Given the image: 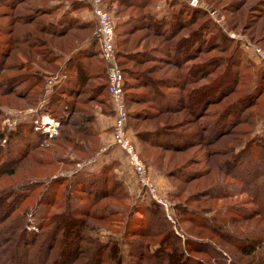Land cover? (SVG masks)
I'll return each mask as SVG.
<instances>
[{"label":"rangeland","instance_id":"374dc122","mask_svg":"<svg viewBox=\"0 0 264 264\" xmlns=\"http://www.w3.org/2000/svg\"><path fill=\"white\" fill-rule=\"evenodd\" d=\"M71 1L23 0L15 1L11 7L0 1V132L4 134L0 140L4 148L0 154V208L5 206L3 200L7 198L4 197L6 192L13 190V187L20 191L21 185L30 183L34 190L29 197L18 196L17 201L13 200L16 201L11 206L15 209L12 217L15 221L27 218L33 224L36 216H41L46 210L45 205L37 204L40 199L47 203L49 212L57 215H67L68 206L87 209H75L73 212L77 213L71 212L69 218L64 217L75 222H72L73 226L69 221V232H63V238L58 242L64 238L68 240L67 243L69 239H74L69 227L75 231L83 227L84 232L93 240H100L103 244H117L120 250L117 256L123 259L122 264H130L131 247L128 242H134L135 245L147 242L150 253L159 246L160 241L169 242L168 236L162 232V223L166 219L169 223L167 228L182 239L185 249L181 251L178 243H174L173 250L166 245L163 255L158 256L161 260L159 264H264V217L254 214L249 219L230 218L231 214L250 213L254 208L243 187L249 179V163L245 161V164L243 157H239L240 153H236L240 148H247L252 138L264 139V91L257 104L250 109L253 113L251 119L249 112H245L244 116H248L246 121L230 124L228 131L220 133L215 131L214 118L221 114L223 118V115L228 114L222 110H232L236 100H246L249 110V97L246 98L245 92L249 84L252 83V88L255 86L252 76L240 77L239 73L230 71L229 66H224L223 60L229 59L233 45L230 44L227 49L228 46L219 43L216 48L207 47L190 59H184L181 64L173 62L177 41L194 25L204 22L209 15L229 39L243 48L247 59L264 66V61L259 60L255 51L256 47L264 50V37H261L264 17L254 20L259 12L255 5L259 3L263 7L264 2L181 0L188 1L193 7L204 8L207 15L197 16L189 26L174 35L159 29L154 31L147 25L148 16L165 17L173 10L171 0L105 1V7L115 23V62L124 76V93L133 91L147 95L151 93L150 88L155 92L159 88L164 94L157 92L158 95L166 94L176 99L173 102L175 106L168 109L160 108V105L148 99L150 97L126 103L127 111L142 110L145 113L127 118V133L147 167L148 176L154 182L159 198L168 203L169 208L166 210L162 203L148 195V190L139 183L134 170L130 165L127 166L124 154L114 143L113 129L102 133L94 125L95 133L89 127L90 124L85 123V119L90 116L95 118V122L99 116L113 118V125L115 123L112 102L106 100L108 94L103 91L108 81L107 61L102 54L100 41L97 46L87 48V57L84 56L86 47H81L84 38L98 34L97 29L74 24L70 25L67 32L57 34L41 27L43 20L55 14L60 15L72 6ZM85 1L89 6L88 1ZM46 3L59 6L48 14L36 8ZM73 6L76 8L73 15L88 9L92 11L90 6ZM249 26H254V29L249 30ZM20 34H26L29 38L21 39ZM78 48L82 49L81 57L78 54L72 56V53L79 51ZM150 54L166 59L150 57ZM74 62L79 65H74ZM67 64L78 68L82 88L81 93L68 95V99H72L71 111L67 115L63 114V120L59 121V118L46 112V99L53 94L54 87L67 77ZM211 66L214 70H207ZM135 72L140 73L139 78ZM226 73L235 83L234 91L228 90L221 94L220 99L207 101L203 111L195 114L194 95L203 91L204 86L213 82L217 75L226 76ZM141 74L145 77L141 78ZM171 77L178 78L180 83H174ZM28 80H31L29 84ZM26 84L27 87L22 90ZM98 84L103 85L100 88ZM212 93L215 95V92ZM25 122H33L35 128L41 130L44 135L41 143L31 145L26 140L21 142V139H9L10 143L7 142L9 134L17 125ZM31 136H35V133ZM26 150L28 153H23ZM10 170L15 173L9 174ZM93 173L102 174L103 180L89 191L82 187V183L76 184L79 182L77 180L87 179V175ZM55 175L58 178L51 180ZM50 188H53L54 194ZM49 191L56 200L50 204L46 202ZM232 207L235 212H230ZM236 208L241 211L240 214ZM143 210H146V214ZM208 218L213 222L212 228L203 225ZM138 224L142 226V231H133ZM5 227L8 228L7 225ZM55 228L59 229L61 225ZM128 230L132 232L128 234ZM257 236L261 244L253 247L252 238ZM186 239L198 251H190L185 244ZM233 240L239 244L243 240L249 241L251 253L243 254L237 247L238 243H233ZM80 244L83 251L80 250L73 258V264H96V258L91 256L95 246L85 240ZM205 246L215 250L206 254L203 251ZM14 249L11 248L10 254H21ZM110 250L111 247L104 250L106 253L102 254L104 259L101 264H119L116 262L117 257L109 260L108 256H116ZM167 253L170 255L166 258ZM156 258L143 256L138 263L157 264ZM28 259L31 260L28 264L39 263L37 255Z\"/></svg>","mask_w":264,"mask_h":264},{"label":"trees","instance_id":"16d2710c","mask_svg":"<svg viewBox=\"0 0 264 264\" xmlns=\"http://www.w3.org/2000/svg\"><path fill=\"white\" fill-rule=\"evenodd\" d=\"M0 1L7 3L11 7L15 1L21 2L23 0H0ZM105 1L106 0H103L104 5H105ZM145 1L151 2L152 0H145ZM71 2L73 5H76V7H78V8H82V7L87 6V2L85 0H72ZM262 2H264V0H262ZM171 4H172L171 7H173V10H171L170 13L167 14L165 17L155 16V15L148 16V18H149V20L147 21L148 27H150L154 31L159 29L161 32L163 31V32L171 33V34L175 35L178 30L189 26V24L192 23L191 21H193L194 19L196 20L197 16L200 17V16L207 15L204 8L199 7V6L193 7L189 4L188 1L183 2L181 0L180 1L179 0H171ZM41 5H42L41 7L38 8V6H37L36 8L39 11L42 10L43 13H47V14L51 13L52 11H55L57 9V7L59 6L57 4H50V3L49 4L48 3L41 4ZM73 5L69 6V8L67 10H63L62 13L60 14V16H59V14H57L58 16L55 14L56 16L54 15L50 18H46L45 20H43L41 27L44 30L48 29L51 32L55 31L52 33H57V34H59V33L63 34L65 32H67V30H69L68 28H70V25H74V24H80L81 26H85V27L89 26L88 28H93V29L96 28L97 29L96 19H94L95 21L93 23L87 24V22L81 21L79 18L73 16L72 13L76 9ZM89 6H90V4H89ZM255 7H258L257 9H259V12L257 14L258 16L254 19L256 21V20L262 19L264 17V6L262 7L258 3L257 5H255ZM187 15H189V17L186 18ZM207 17L208 18H206L204 20V22L202 21L201 23H198L199 25H194L192 27V29L189 32H187V34L182 36L177 41L178 45L174 48V52H173L174 53L173 62L181 64V63H183L184 59H186V60L190 59L191 57L197 55V53L199 51H203L207 47L213 46L216 48L219 45V43L220 44L222 43L224 45V47L228 46L227 49L230 48V44H231V45H233V47L231 48V53L229 54V59H224L223 61H225V63H223V62L222 63L224 64V66L226 65V67L229 66L231 68L230 71H232L233 73H235V74L239 73L240 77H242V76L245 77L247 75L248 76L250 75V76H252L253 81H255V86L252 88V86H251L252 83L249 84V86L245 92L246 98L249 97V110L247 109L248 105L246 103V100L245 101L244 100H241V101L236 100L234 103V108L232 110H226V111H225V109L222 110V112L224 111V112H227L228 114L223 115V118L220 117L222 114L219 117L217 116L214 118L213 121H214V123H216V125H215L216 127H214L215 131H217V132L220 131V133H221L223 131H228L229 130L228 126L230 124H234V123L236 124V122H239L240 120L246 121L248 116H244L245 112H249L248 113L249 119H251L250 117L253 116V113H251L250 109H252L251 107H253L257 104V101L259 100L260 95L263 94V91H264V66L256 65L252 60L247 59V57L245 56L243 48H241V46L237 42L234 43L231 39H229V37L222 31V28L220 26H218V24L215 23V21L209 15H207ZM53 19H55V20H53ZM30 21L32 22V20H30ZM53 28H55V29H53ZM250 29L253 30L254 26H249V30ZM210 32H212V33H210ZM261 32H262L261 37H264V25L262 27ZM26 37L29 38L28 35H26V34H22V36L20 34L21 39L22 38L24 39ZM90 37H91V42H90V45L88 47L92 46V48H93L94 45L97 46L99 36L97 34L94 36L91 35ZM84 39H85L84 41H86L87 37ZM231 42H233V43H231ZM88 47H86L84 50V56L85 57H87V54L89 53L87 51ZM81 50L82 49H79L78 52L76 51V52L72 53L73 54L72 56L78 54V56L81 57V55H82L80 53ZM116 51H117V49H116ZM1 52H0V54H1ZM183 53H184V56L182 57ZM165 54H167L168 56H172V54L169 52H166ZM149 56L155 57L156 55L150 54ZM156 57H161L162 59H166L165 57L158 56V55ZM175 60H177V61H175ZM74 65L77 66L79 64L75 63ZM74 65H71V67H69V65L67 64V67H66V72L68 73L67 77L62 82H60L59 84H57L54 87V90H52L53 94L50 96V98L46 99V102H47V105L45 107L46 112L48 114L54 116V118H56V119L59 118L58 119L59 121L64 117L63 114L67 115V113H70V111H71L70 103L72 102L71 101L72 99H68V97L69 96H75L78 93H81L82 83L79 82V79H78L81 77V74L79 73L78 68H73ZM190 65L191 64H189V66ZM213 66L216 68L215 64ZM213 66L207 68V70L213 71L214 70ZM69 69H70V72H69ZM135 74H136V76H138L137 78L140 77L139 72H135ZM195 74L198 75L199 73H195ZM69 76H71L72 79L71 78L69 79ZM141 76H142L141 78L145 77L144 74H141ZM229 77H230V75H228V74L226 76L217 75L213 82H210V83H208V85L204 86L205 89L203 91H200V93L198 95H194V96H196L195 97L196 101L194 102V105H193V107L195 108V109L193 108L195 111V114H199L203 111V106L207 101H210L213 99H220L221 94L225 93L228 90H229V92L234 91L235 83L233 80L231 81L232 78L230 77L231 78L230 79ZM44 78L45 77H43V79ZM106 79H107V74H106ZM170 80L174 81V83H180V80L178 78H172L171 77ZM30 82H31V80L30 81L28 80V84ZM42 82L44 83V80ZM127 82H128V84H132L131 81H127ZM28 84L24 85L22 90H24V88H26ZM102 85L103 84H98V86H100V88L102 87ZM107 85H108V81L106 80V83L104 84L103 91L105 90L108 94L106 100H108V99L110 100ZM124 86H125V82H124ZM43 88H44V86H43ZM158 89H156L157 92L164 94V92L159 91ZM149 91H151V93L150 94L148 93L147 95H143L141 93H137V92H133V91L125 92L124 94L126 95L125 96L126 103L130 102L132 100L140 101V100L144 99L143 97H150L148 99L149 100L151 99V101L157 103V106L160 105V108H163V109L167 108L168 109V108H173L175 106L173 104V102L176 99L173 100L172 97H170L169 95H166V94L165 95H158V93L155 92L154 90H152L151 88ZM212 91L215 92V95H211V94H214V93H212ZM43 94H44V90H43L41 96H43ZM44 101H45V98H44ZM154 105H156V104H154ZM112 111L114 112L113 108H112ZM141 111L129 109L128 117L129 118H131V116L136 117L141 113H142V115H145V113L141 112ZM149 112L155 113L156 111H154V112L149 111ZM241 115H242V117H241ZM201 117H202V115H201ZM230 117H232V118L229 120ZM85 121H86L85 123L90 124L89 127L92 129V131L97 133V131L94 127V125L96 123L95 118L93 116H90L89 118L85 119ZM35 127H36V125L33 122H31V123L25 122V123L18 124L17 127L13 130V132L9 134V138H8L7 142H9V139H10V141L12 139H14L15 141H19L21 139V142H24V140H26V143L28 144L30 142L29 144H31V145L41 143V137L44 135L41 133L40 129H36ZM112 129H113V126H112ZM33 133H35V136H31V134H33ZM223 135H225V134H223ZM220 136H222V135H220ZM2 138H4V134L0 132V140ZM254 139L255 138H252V140H251L252 142L250 141L251 144L247 148L246 147L240 148V150H238V152L236 153L238 155L240 153L239 157H243L242 159H243V162L245 164H247L246 162L249 163V179L245 181L246 185L243 187H244L245 193H247L249 198L251 199V201L254 205V208L252 209V211L250 213L246 212V213H242L241 215L231 214V217H230L231 219H235V218L236 219L237 218L249 219V218H252V215H254V214H256L257 216L259 215L261 217H264V139H262V138L261 139L259 138V140H254ZM153 140H155V139H153ZM163 140L166 141L167 137L163 138ZM256 143H257V145L255 146ZM29 149H31V148H29ZM3 150H4V148L0 144V154L3 152ZM247 150H249V151L246 152ZM23 153H28V152L26 150ZM247 158H248V160H247ZM10 162H12V161H10ZM234 169H235V167H234ZM8 173L14 174L15 171L10 170ZM101 175L102 174H97V173L87 175V179H85V178L79 179V180H77V182L78 181L79 182L76 184L80 185L82 183V187H84L85 189H87V191H89L90 189H92L91 188L92 186L97 185L99 183V181L103 180V179H101L102 178ZM57 178H58V176L55 175L52 177L51 180L54 181ZM51 180L48 183H50ZM70 185H71V183H70ZM48 187L49 186L46 187V190L48 189ZM12 189L13 190L8 191V193L7 192L5 193L6 196H4V197H7V198H5V200H3V204H5V206L0 208V264H28L31 262V260H29L28 258H30L31 256L33 257L34 255L39 256V263L38 264H73V261H74L73 258H75L76 255L78 253H80L79 252L80 250L83 251L80 243L84 240L89 244L92 243L91 245L95 246L93 253H91V256L96 258V260L98 261V264L102 263V260L104 259L102 257V254H105L109 247L112 248V250H110L111 254H112V252H113V254L116 253V256H108L109 260L113 259V257H117L116 262H118L119 264L123 263V259L121 257L117 256L120 253V250L117 249V247H118L117 244H115V243L114 244L113 243L112 244L111 243H104L103 244L100 240L99 241L93 240L91 237H89L86 234V232H84L83 227L78 228L79 231L72 230V228L69 227V229L71 231L70 233L73 234L74 239H71L72 241L69 239L68 243H67L68 240L65 238L63 239L62 242H58L63 238V232L64 233L69 232V230H67V225H69V221H70L71 225H73V223L75 222V220H72V219L68 220L67 219L70 217V215H71L70 213L73 212L75 209H78L80 211H84V210L86 211L87 209H85L84 207H76V206L73 208H70V206H68L66 209L67 215H57L55 213L49 212L47 203H44V201H42L40 199L37 204L38 205H42V204L45 205L46 210H45V212L42 213L41 216L40 215L36 216V220H35V222H33V224L31 221L28 222L27 218L22 219L20 221H15L14 218H12L14 215V211H15V209H13L11 207L12 204L18 200V196L19 197H25V198L29 197L30 192H32L34 190V187L30 183H24L23 185H21L20 191H17L16 187H13ZM49 190H51L52 193L54 194L53 188L52 189L50 188ZM22 191H24L23 194H19ZM48 194H49V196L46 195V197L48 196V199L46 201V202H48V204H50L53 201H56L55 197L51 196L50 191ZM13 200H16V201H13ZM146 208H147V206H146ZM232 209L233 210L230 212H235V210H234L235 208L232 207ZM236 210L238 211L237 213L240 214L241 211L237 208H236ZM143 211H144V214H146V210H143ZM75 213H77V212H73V214H75ZM26 215H27V212H26L25 216ZM200 215H202V214H200ZM200 215H199V217H200ZM64 217H67V218L65 219ZM201 218H203L204 220H207V218L206 219L204 217H201ZM154 219H156V218H154ZM59 220L61 221V223L59 222ZM200 221H201V219H199V222ZM208 221H209V223H208ZM208 221H207V223L203 222V225L207 226L208 228H212L213 222L211 221L210 218H208ZM31 224L34 226V228L31 227ZM57 224L58 225L60 224L61 228H59V229L55 228V226H58ZM207 224H209L211 226H209ZM5 225H7L8 228L5 227ZM168 225H169V223L165 219V221L162 223V232H163V234L168 236L169 242L167 240L165 242L160 241L158 243L159 246L156 247V249L153 251V253H150V247H148L149 244H147V242H143L144 244L142 243V244H137V245H135L134 242H128V245L131 247V249L129 250V255L131 257L130 264H135V263L137 264L143 258V256H144V258L146 256L157 257L155 259V262H157V264H159V262L161 260L158 258V256L160 254L164 253L163 249L166 248V245L168 248L172 247V250H173V248L175 246L174 243H178L179 246H181V248H180L181 251L185 249V247H184L185 245L183 244L182 239L179 236H177L174 231L168 229L167 228ZM136 226L137 227H134L135 230L133 229V231H137V230L142 231L141 230L142 226L140 227L139 224ZM35 227H37V228H35ZM212 231H214V230H212ZM126 232H128V234H130V232H132V230L131 231L128 230ZM140 233H139V235H140ZM258 236L252 238L253 241L251 244L253 245V247L261 244V241H260ZM59 237H61V238H59ZM58 238H59V240H57ZM236 241L233 240V243H238ZM242 242H243L242 244H239V243L237 244V247L240 248V251L243 254L251 253V252H249V250L251 248V246L249 245V241L243 240ZM70 243L72 244L71 248H70ZM185 244L187 247H189L190 251H198V249L194 248L193 244L189 243L188 239L185 240ZM13 247H15V249H14L15 251L17 250V251L21 252V254L20 253H19V255L16 253H14V255L10 254L11 248H13ZM254 249H252L251 251H254ZM8 250H9V253H8ZM104 250H106L105 253H104ZM177 250H179V249H177ZM213 250H215L213 247H206L205 246L203 251L207 254L208 251L213 252ZM136 255H139V257L137 256V259L135 258ZM169 255H170L169 253L165 254L166 258L169 257ZM260 258L263 259V256H261ZM97 261H94V262L97 264ZM138 264H140V263H138ZM151 264H155V263L152 262Z\"/></svg>","mask_w":264,"mask_h":264},{"label":"built area","instance_id":"2783aa9c","mask_svg":"<svg viewBox=\"0 0 264 264\" xmlns=\"http://www.w3.org/2000/svg\"><path fill=\"white\" fill-rule=\"evenodd\" d=\"M97 21V33L99 36L101 50L107 61L108 91L110 100L115 111V123L113 125L114 143L126 154L130 167L137 175L139 183L148 190V195L162 203L166 210L169 205L159 198L154 182L149 178L147 167L138 155L132 141L127 133L128 111L124 94V76L115 62V23L110 12L104 5L103 0H87ZM259 60L264 61V50L255 48Z\"/></svg>","mask_w":264,"mask_h":264},{"label":"crops","instance_id":"0c3cea01","mask_svg":"<svg viewBox=\"0 0 264 264\" xmlns=\"http://www.w3.org/2000/svg\"><path fill=\"white\" fill-rule=\"evenodd\" d=\"M87 8H89V6L87 5ZM74 13V12H73ZM60 16V15H59ZM73 16L79 18L81 21H84V22H87V24H91L93 23L95 20V16L93 14V12L88 9V10H84L82 11L81 13H75ZM90 42H91V37H87V40L84 41L82 43V48L84 47H88L90 45ZM113 122H114V119L113 118H104V117H97L96 118V123H95V126L97 127V129L102 132V133H105L106 131H108L109 129L112 130V126H113ZM112 132V131H111ZM119 147V146H118ZM117 147V148H118ZM118 150L122 151V153L124 154V157H125V162L127 163V166H129V163H128V160H127V157H126V154L125 152L119 147ZM120 151V152H121ZM130 168V167H129ZM133 177V173L131 174Z\"/></svg>","mask_w":264,"mask_h":264}]
</instances>
